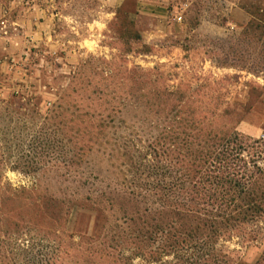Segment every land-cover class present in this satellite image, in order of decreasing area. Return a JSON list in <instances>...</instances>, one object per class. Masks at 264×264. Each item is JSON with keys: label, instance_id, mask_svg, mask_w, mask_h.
<instances>
[{"label": "rangeland", "instance_id": "obj_1", "mask_svg": "<svg viewBox=\"0 0 264 264\" xmlns=\"http://www.w3.org/2000/svg\"><path fill=\"white\" fill-rule=\"evenodd\" d=\"M250 5L264 7V0H0V264H256L264 244L227 243L233 261H150L140 254L139 227L131 219L143 201L116 184L110 189L111 180L82 186L55 168L59 126L51 119L60 97L73 89L82 95L87 89L86 98L96 89L123 91L125 98L147 74V87L168 89L173 103L197 105L201 118L219 115L224 134L236 127L258 141L264 37L247 31ZM62 103L68 109L76 102ZM141 116L131 107L111 113L128 122ZM44 135L51 141L42 144ZM258 150L264 165V145ZM25 155L38 172L21 168ZM92 159L106 176L120 175L119 161L108 154ZM88 195L102 199L88 201ZM75 200L80 205L63 230L59 215ZM75 221L96 230L79 234ZM120 232L125 235L116 238ZM151 235L145 233L147 253Z\"/></svg>", "mask_w": 264, "mask_h": 264}, {"label": "trees", "instance_id": "obj_2", "mask_svg": "<svg viewBox=\"0 0 264 264\" xmlns=\"http://www.w3.org/2000/svg\"><path fill=\"white\" fill-rule=\"evenodd\" d=\"M245 8L251 15L247 31L254 29L264 37V7ZM145 77L140 88L131 86L126 91L124 99L123 91L116 98L105 89H96L87 98V89L84 95L73 89L61 96L62 102L72 98L76 103L67 109L61 102L52 110L51 119L58 120L60 145L54 167L77 178L82 186L111 180L107 185L110 189L116 184L143 201L144 206L138 205L131 221L141 235L142 245L135 248L150 261L170 256L173 261H233L235 250H228L227 243L262 246L264 165L258 148L264 142L252 141L236 127L224 134L219 115L201 118L200 107L184 100L173 103L169 100L172 92L152 90L147 87V74ZM110 96L114 103L107 101ZM88 98L97 106L86 103ZM128 107L141 111L142 116L134 122L111 117L112 112L122 113ZM50 141L47 135L42 137V144ZM96 153L119 161L120 166L114 165L120 173L117 178L96 168L92 159ZM25 156L21 168L26 173L38 172V163ZM22 160L24 157L20 164ZM95 198L85 197L88 201L102 199ZM76 200L59 215L63 230L80 205ZM128 225L125 228L130 234L133 229ZM145 233L152 234L149 253L143 247ZM124 235L120 232L116 238ZM237 261L245 260L237 257ZM256 261L264 262V249Z\"/></svg>", "mask_w": 264, "mask_h": 264}, {"label": "crops", "instance_id": "obj_3", "mask_svg": "<svg viewBox=\"0 0 264 264\" xmlns=\"http://www.w3.org/2000/svg\"><path fill=\"white\" fill-rule=\"evenodd\" d=\"M250 120H249V118H247V120L245 121V124H247L248 122H249ZM81 221V220H80ZM76 226H78V227H76ZM81 226H82V224L81 225H79V223H77V221H75V224H74V227L75 228H77V232L78 233H82V232H85V233H89V232H91L92 233V231H93V227H90V225L88 226V228L86 229V231L84 230V229H82L81 228ZM75 231H76V229H75Z\"/></svg>", "mask_w": 264, "mask_h": 264}, {"label": "built area", "instance_id": "obj_4", "mask_svg": "<svg viewBox=\"0 0 264 264\" xmlns=\"http://www.w3.org/2000/svg\"><path fill=\"white\" fill-rule=\"evenodd\" d=\"M260 139L264 142V132L262 133Z\"/></svg>", "mask_w": 264, "mask_h": 264}]
</instances>
